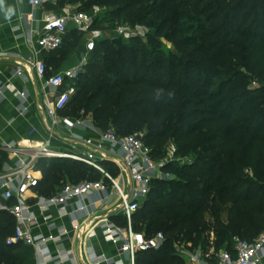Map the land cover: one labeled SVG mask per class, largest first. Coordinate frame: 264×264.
Wrapping results in <instances>:
<instances>
[{
  "label": "trees",
  "instance_id": "obj_1",
  "mask_svg": "<svg viewBox=\"0 0 264 264\" xmlns=\"http://www.w3.org/2000/svg\"><path fill=\"white\" fill-rule=\"evenodd\" d=\"M67 4L82 11L107 7L112 18L164 32L178 51L158 57L152 68L151 60L140 58L123 39L117 42L120 52L109 38L102 39L90 53L98 47L105 52L88 60L77 93L60 112L69 110L71 118L92 115L97 128L121 137L143 134L157 161L172 144L176 157H191L182 165L166 163L163 170L173 179H154L136 212L135 231L166 236L161 248L140 252L137 264H185L176 244L218 253L232 251L236 236L252 240L263 232L264 0H58L48 6ZM193 21L205 23L202 34H188L194 28L185 23ZM77 33L69 30L54 53H62L67 42L74 45ZM149 42L160 46L152 34ZM251 76L261 83L255 90L248 86ZM6 159L0 152V166ZM103 164L111 174L118 168L111 161ZM38 168L43 177L36 191L43 196L57 194L67 183L103 179L70 159H42ZM112 219L126 225L123 216ZM11 220L16 226L7 211L0 212L1 226ZM13 234L0 230V264H34L28 246L7 243Z\"/></svg>",
  "mask_w": 264,
  "mask_h": 264
},
{
  "label": "built area",
  "instance_id": "obj_2",
  "mask_svg": "<svg viewBox=\"0 0 264 264\" xmlns=\"http://www.w3.org/2000/svg\"><path fill=\"white\" fill-rule=\"evenodd\" d=\"M57 1L28 0V3L34 9H38L55 4ZM94 21L95 16L92 12L82 10L48 15L41 27L29 32L28 42L33 44L36 41L40 50L44 52L58 51L62 48L65 36L72 26L78 32L90 35L86 41L89 54L95 49L99 37L104 38L100 31L93 30ZM115 31L124 39L146 37L149 32L143 24H138L132 30L130 27L119 26ZM86 63L87 57L79 67L48 76L46 63L33 56L22 58L16 69L17 75L25 79L29 78V73H35L46 89L45 106L50 119V130L47 139L37 146L29 143L22 145L0 142V152L17 158L14 166L0 174V186L3 188L0 212L7 211L16 221L14 234L8 237L7 243L10 245L22 243L31 247L36 257V264H137V256L140 252L159 249L166 240L163 232L148 236L144 232L135 231L133 220L141 203L149 194L152 181L173 178V175L165 172L163 167L166 163L175 160L176 146L172 144L168 149V156L162 161H157L152 157L149 146L143 141V134L135 133L121 137L113 130L102 132L95 127L93 119L87 118L92 115H83L74 124L93 128L99 133V138L71 133L68 150L57 148L56 145L64 142L57 133L61 124L64 126L73 124L70 118H62L60 112L77 93V81ZM20 95L25 97L24 93ZM55 158L83 163L99 171L103 179L97 181L87 179L76 184L67 183L55 195H39L36 187L42 179V171L38 168V164L42 159ZM105 160H111L122 172H126L130 182L129 190L125 189L124 181L118 183L107 171L103 164ZM30 194L36 199L34 204L29 203ZM115 196L118 200L116 205ZM87 198H91L90 205L84 202ZM71 202H76V207L69 210L68 206ZM33 205L43 210L55 207L60 216L69 217L74 231L73 239H77L78 243L70 248L52 251L50 244H61L70 231L65 226H59L55 229V234H36L32 229L37 221ZM114 210L115 214L125 218V226L111 219ZM99 212H103L101 217L98 215ZM50 219V215L45 216L46 221ZM98 223L102 224L105 239L116 247L117 258L98 253L88 245L93 228ZM176 248L178 254L185 260L197 264H255L264 251V231L252 240L236 236L232 251L221 250L218 253L210 251L205 254L200 248L191 249L190 243L176 244Z\"/></svg>",
  "mask_w": 264,
  "mask_h": 264
},
{
  "label": "crops",
  "instance_id": "obj_3",
  "mask_svg": "<svg viewBox=\"0 0 264 264\" xmlns=\"http://www.w3.org/2000/svg\"><path fill=\"white\" fill-rule=\"evenodd\" d=\"M77 6L78 4H67L62 8H57V6H46L34 9L30 6L28 0H0V90H2V93H0L1 143L22 145H27L29 143L37 146L47 139L50 130V119L46 113L45 106L46 89L43 88L42 82L37 78L35 73H29V78L25 79L17 75L16 69L20 65L22 58L33 56L46 63L48 76L66 69L79 67L83 64L86 57L88 62L89 54L86 49V41L80 44L73 52L69 53L62 51V53H54L41 51L38 43L36 41L33 44L29 43L27 37L32 29L42 26L44 19L48 15H58L64 12L74 11V8ZM72 29L71 26L70 30ZM85 66L83 67V71ZM20 93H24L25 97H22ZM81 116L83 115H80L78 118ZM78 118H70V121L73 122L72 126H64V124H61V127L57 131L58 136L64 140L63 144L59 143V146L56 145L60 150H68L69 142L72 138L71 133L80 134L84 137H92L94 139L99 138V133L93 128L74 124ZM87 118L90 120L93 119V117ZM108 147L109 146H107V148ZM16 161L17 158L7 155L4 172L2 171L0 174L5 173L9 168L14 166ZM116 166L120 169L118 165ZM123 179L125 185H127L128 182L130 187L129 177H123ZM110 191H112V188H110ZM28 199L30 204L36 202L32 194L28 196ZM2 200L3 188L0 186V202ZM90 200L91 198H87L84 202L90 205ZM117 203L118 200L115 196V205ZM75 207L76 202H71L68 206L69 210ZM33 212L37 221L32 229L36 234H55V229L59 226H65L70 231L68 237H66L61 244H50L52 251L70 248L78 243L77 239H73L74 231L72 229L71 219L69 217L60 216L57 208L51 207L49 210H43L33 205ZM114 212L115 210L112 211L110 216L111 219L112 216L118 215ZM102 214L103 212L98 213L100 217ZM46 215L51 216L49 221L45 220ZM88 245L98 253H104L114 258L118 257L116 247L105 239L101 223L94 226L92 236H90L88 240ZM29 248L32 250L34 264H36L34 251L31 247ZM185 264L197 263L185 260ZM255 264H264V251L259 255L258 261Z\"/></svg>",
  "mask_w": 264,
  "mask_h": 264
},
{
  "label": "rangeland",
  "instance_id": "obj_4",
  "mask_svg": "<svg viewBox=\"0 0 264 264\" xmlns=\"http://www.w3.org/2000/svg\"><path fill=\"white\" fill-rule=\"evenodd\" d=\"M54 7V6H53ZM75 10H79L80 8L77 6L74 8ZM57 10V9H54ZM83 10V9H80ZM108 8L104 7V6H100V5H95V6H91L90 8L84 10L87 12H92L95 16V21H94V26H93V30L97 31V32H101L104 36V38L99 37V39L96 41L99 42L102 39H106L109 38L110 41H108V43L117 45L118 47V52H120L121 50H123V47L119 46L117 42L122 41L124 42V46H128L131 49H133V51L135 50L140 58H146V59H150L152 64V68H153V64L156 63L157 58L160 56H163L164 58H170V56L173 53H178V51L175 49L174 45L171 43V41H169L165 35L164 32L163 33H159L157 34V31L153 28V30H151V28L149 26H147L146 24H143L145 27L148 28L149 32L147 34L146 37H135L138 38L139 40H132V39H124L122 37H119L115 32V30L119 27V26H126V27H130V30L134 29L137 24H126L124 23L123 19H119V18H112L110 16V14L108 13ZM123 22V23H122ZM186 26H191L194 29H190L188 31V34H193V35H200L202 34V30L200 26L205 25V23L203 22H197V21H193L191 23L186 22L185 23ZM188 27V28H189ZM152 34V36H154L155 38H157L160 42V46H154L149 42V36ZM90 37V35L88 33H84V32H79L76 34V38H75V44L71 45L68 42L65 43V46L63 47V51L65 52H73L75 49H77L79 47L80 44L84 43V41H87V39ZM100 51L105 52V49H103L102 47H98V53L95 52L94 55L91 56V53L88 56V60H93L94 57H98L100 56ZM116 58V57H113ZM98 63H101L102 61H97ZM165 70V69H164ZM97 72V71H96ZM252 77V76H251ZM217 80H220L219 78H217ZM260 82H258L256 80V78L251 79V82L248 84L249 88H251L252 90H255L257 88L260 87ZM261 92H256L255 94H260ZM68 111L65 112V114H62L61 117L62 118H69L68 116ZM80 115H77L75 118H78ZM71 118V117H70ZM98 130H100L98 128ZM112 130V129H111ZM102 131V130H100ZM114 131V130H113ZM102 132H107V131H102ZM168 156V154L166 155V157ZM191 157H176L175 158V162L179 165H182L184 162L189 161ZM7 160V159H6ZM6 162V161H5ZM5 162L2 166H0V172H4L5 169ZM125 173V174H124ZM112 176L113 178L118 182V183H122V181L124 180V178H127V174L126 172H122L119 168H117V170H115V172H112ZM173 179V178H172ZM171 180V179H168ZM125 189L129 190V185L127 182V185H125ZM225 216V215H224ZM1 226V225H0ZM15 229V222L14 220L10 221L8 226L4 227L1 226L0 230L1 233L3 231L4 234L10 235L12 234V232H14ZM212 239H215V234H212ZM179 243V242H178ZM18 250H20V252H22V248L23 246H19L17 247Z\"/></svg>",
  "mask_w": 264,
  "mask_h": 264
},
{
  "label": "clouds",
  "instance_id": "obj_5",
  "mask_svg": "<svg viewBox=\"0 0 264 264\" xmlns=\"http://www.w3.org/2000/svg\"><path fill=\"white\" fill-rule=\"evenodd\" d=\"M11 11V10H10Z\"/></svg>",
  "mask_w": 264,
  "mask_h": 264
}]
</instances>
